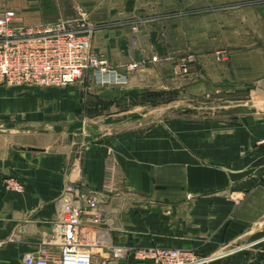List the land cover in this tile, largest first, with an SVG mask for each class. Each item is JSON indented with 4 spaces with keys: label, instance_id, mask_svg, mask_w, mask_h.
I'll return each mask as SVG.
<instances>
[{
    "label": "crops",
    "instance_id": "0c3cea01",
    "mask_svg": "<svg viewBox=\"0 0 264 264\" xmlns=\"http://www.w3.org/2000/svg\"><path fill=\"white\" fill-rule=\"evenodd\" d=\"M58 4L57 18L72 19L68 3ZM126 35L100 29L91 41L117 69L139 64L122 85H0V264H24L42 246L57 253L61 204L74 199L85 209L90 194L100 215L97 224L82 216L92 264H153L132 254L113 261L114 245L190 249L205 264L257 263L264 258V49H218L220 62L182 79L169 63L144 61L148 49Z\"/></svg>",
    "mask_w": 264,
    "mask_h": 264
},
{
    "label": "rangeland",
    "instance_id": "374dc122",
    "mask_svg": "<svg viewBox=\"0 0 264 264\" xmlns=\"http://www.w3.org/2000/svg\"><path fill=\"white\" fill-rule=\"evenodd\" d=\"M65 1L67 10H72L68 18L84 24L90 34V44L100 29L123 30L126 38H135L136 49H148L143 54L144 61L169 63L176 78L185 79L193 70L201 74L208 63L220 62L225 56L218 49H264V0H93L86 8L80 4L74 6V0ZM43 7L57 12H43ZM59 8L58 0H0V13L12 9L21 23L63 19V16L57 18L61 17ZM191 55L195 57L194 62L188 63L185 73L178 72L180 60ZM113 68L126 73L128 65L123 69ZM82 79L93 81L91 73H85ZM71 85L7 87L29 86L42 90ZM194 255L202 260L201 264L207 262L206 258ZM253 264H264V258Z\"/></svg>",
    "mask_w": 264,
    "mask_h": 264
},
{
    "label": "built area",
    "instance_id": "2783aa9c",
    "mask_svg": "<svg viewBox=\"0 0 264 264\" xmlns=\"http://www.w3.org/2000/svg\"><path fill=\"white\" fill-rule=\"evenodd\" d=\"M224 57L225 53L222 52ZM193 55L180 60L178 72H186ZM138 63L128 65L127 71L138 68ZM91 73L98 85L124 84L126 73L116 71L108 60L91 50L90 34L77 19L21 24L12 10L0 13V85L38 87H62L82 80ZM12 187L20 189L17 183ZM85 209L80 201L65 200L55 223L52 245L57 253L51 254L48 246L38 248L23 258L24 264H92L91 247L86 239L87 231L82 216L88 212L93 224L100 222L95 194L86 197ZM132 254L138 262L153 264H201L190 249L159 246L131 247L114 245L110 249L111 260ZM102 264H106L102 262Z\"/></svg>",
    "mask_w": 264,
    "mask_h": 264
},
{
    "label": "water",
    "instance_id": "95a60500",
    "mask_svg": "<svg viewBox=\"0 0 264 264\" xmlns=\"http://www.w3.org/2000/svg\"><path fill=\"white\" fill-rule=\"evenodd\" d=\"M248 103V102H247Z\"/></svg>",
    "mask_w": 264,
    "mask_h": 264
}]
</instances>
